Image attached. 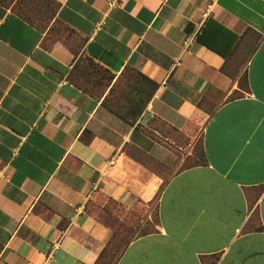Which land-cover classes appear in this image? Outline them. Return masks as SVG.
<instances>
[{
  "label": "crops",
  "instance_id": "obj_1",
  "mask_svg": "<svg viewBox=\"0 0 264 264\" xmlns=\"http://www.w3.org/2000/svg\"><path fill=\"white\" fill-rule=\"evenodd\" d=\"M54 1L113 78L0 4V264H264V0Z\"/></svg>",
  "mask_w": 264,
  "mask_h": 264
},
{
  "label": "trees",
  "instance_id": "obj_2",
  "mask_svg": "<svg viewBox=\"0 0 264 264\" xmlns=\"http://www.w3.org/2000/svg\"><path fill=\"white\" fill-rule=\"evenodd\" d=\"M11 2L14 4L11 5ZM0 4L4 6H10L17 15H19L31 25L42 30L43 24H46V21H48L50 16L55 14L57 8V3L54 0H0ZM70 30L73 31L72 29ZM246 32H250L257 37L255 42H251L250 48L252 49L254 44L260 39L261 35L249 27L246 28ZM241 37L242 35H238L236 32L225 27L223 24L210 16L207 17L203 22L199 32H197L195 36V39L206 48L217 53L224 59H227L232 53L236 42L239 41ZM65 44L72 50L74 56H76V51L72 48V46L68 45L67 43ZM81 44L82 42L80 41L79 48H81ZM87 61L88 64L93 65V67L90 68L89 71L83 69L79 73L70 75V79L78 86H81L84 91L88 93H97L98 90H96V88H98L99 85L110 82L113 78V75L91 60L87 59ZM77 62L78 60L76 61V64ZM104 73H107V75ZM105 78H107V80H105L103 83L102 80ZM146 80L148 81V88L144 91L145 97L142 99V105L145 104V102L157 88L156 83L150 81L147 78ZM88 81H90V83ZM89 84L91 86L90 88L87 87ZM137 113L138 111H136V114Z\"/></svg>",
  "mask_w": 264,
  "mask_h": 264
},
{
  "label": "rangeland",
  "instance_id": "obj_3",
  "mask_svg": "<svg viewBox=\"0 0 264 264\" xmlns=\"http://www.w3.org/2000/svg\"><path fill=\"white\" fill-rule=\"evenodd\" d=\"M11 5H13L14 3L11 2L10 3ZM44 30L46 29L47 30V37L50 38V39H59L65 43H67L68 45H71L72 48L76 51V57L78 58V62H82L84 63V68L83 69H86L89 71L90 68L93 67V65L91 64H88V61H87V58L84 57L82 54H81V50L79 48V39H78V36L73 32L71 31L68 27H66V25H64L63 23H61L54 15L50 16V18L48 19V21H46V24H43V27H42ZM249 36H250V39L252 41H256L257 37L252 34V33H249ZM97 68V67H96ZM98 69V68H97ZM101 71V70H100ZM102 73V71H101ZM105 75H107V73H104ZM107 80V78H105L104 80H102V82L104 83V81ZM90 83V81H88ZM240 85L243 86L244 83L240 82ZM103 84L102 85H99L98 88H96V90H98V92H100L103 88ZM87 87H91L90 84L87 85ZM143 89L142 87H137L136 90H134V95H136V97H141V98H144L145 95L143 94ZM195 152H196V156L198 157V160H196L195 158V161H199L202 159V154H201V150H200V146H199V143H196L195 144ZM192 163V160H187L186 163H184L183 166L185 165H188ZM154 216V215H153ZM150 226H148L147 228H149ZM129 240V237L127 236H123L122 238L120 239H116L115 242L113 243V247H112V250L114 251V253L112 254V257L116 258L117 255H118V252L121 250V248L123 247V245Z\"/></svg>",
  "mask_w": 264,
  "mask_h": 264
}]
</instances>
